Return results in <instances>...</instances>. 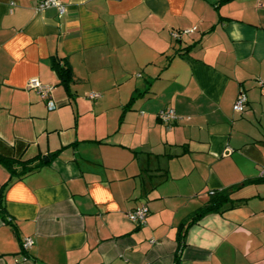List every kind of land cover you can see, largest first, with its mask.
Masks as SVG:
<instances>
[{"label": "crops", "instance_id": "1", "mask_svg": "<svg viewBox=\"0 0 264 264\" xmlns=\"http://www.w3.org/2000/svg\"><path fill=\"white\" fill-rule=\"evenodd\" d=\"M38 1L0 0V264H264V0Z\"/></svg>", "mask_w": 264, "mask_h": 264}, {"label": "built area", "instance_id": "2", "mask_svg": "<svg viewBox=\"0 0 264 264\" xmlns=\"http://www.w3.org/2000/svg\"><path fill=\"white\" fill-rule=\"evenodd\" d=\"M48 8L57 9V11L60 15L65 13L64 6L61 5L58 0H40V1H38L37 7H36V10L38 12H42ZM192 32H194V29L183 31V32L178 33V34H174V38L178 39L182 34H192ZM258 85L261 88H264V82H259ZM27 86H28V88L36 90L42 98L43 97L46 98V96H48V94L52 90V87L43 86L37 79L29 80ZM89 98L90 99H96V98H98V95L97 94H90ZM245 108H246V97L244 94L241 93L238 95V97L234 101V103L232 105V111L236 114H243L245 112ZM48 109L49 110L54 109V106L52 103L48 104ZM157 117L160 121H162L164 123H167V122L175 119L174 112L172 110L160 111L158 113ZM261 175L264 176V172H262ZM147 212H148L147 208L145 206H141V207L135 209L134 211L130 212L129 218L133 223L141 225V224H144V222H145ZM32 245H33L32 239H29V238L24 239V241L22 243V250L25 252V251L29 250L32 247Z\"/></svg>", "mask_w": 264, "mask_h": 264}, {"label": "trees", "instance_id": "3", "mask_svg": "<svg viewBox=\"0 0 264 264\" xmlns=\"http://www.w3.org/2000/svg\"><path fill=\"white\" fill-rule=\"evenodd\" d=\"M52 68L56 72V75L58 76L60 83L66 88H68V86L73 82V74L70 68L66 66H59L56 60L52 61ZM0 163L4 165L8 170H10L11 173L15 176L19 174L23 175L27 171V169L24 172L22 171L23 169H25L24 164L9 159H4L0 157ZM13 166L21 167L22 168L21 172L15 174L14 171H12ZM229 192L230 189L225 191L210 193L208 202L203 207H201L194 215L193 217L194 221L200 219L201 217H203L208 213H216V212L218 213L224 211L222 210V207L225 206V204H227L229 201L228 199Z\"/></svg>", "mask_w": 264, "mask_h": 264}]
</instances>
